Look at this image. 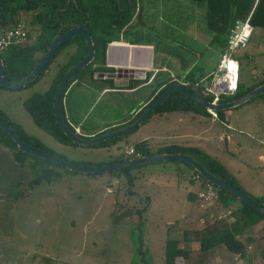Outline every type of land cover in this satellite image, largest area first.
<instances>
[{
	"label": "rangeland",
	"instance_id": "1",
	"mask_svg": "<svg viewBox=\"0 0 264 264\" xmlns=\"http://www.w3.org/2000/svg\"><path fill=\"white\" fill-rule=\"evenodd\" d=\"M133 2L130 23L114 30L112 36L154 47L150 74L155 80L148 85L141 79L134 80V90L130 94L116 85L118 81H114L109 89L107 82L92 80L85 73L80 86L73 90L76 92L71 108L74 111L69 113L64 108L65 122L73 129L81 124L77 131L83 135L108 133L134 119L132 110L139 105L146 106L151 98L147 93H153L157 76H178L173 78L180 82L186 75L195 77L209 73V66L213 65L212 71L220 58L222 37L215 41L214 35L207 30L204 3L193 0ZM21 18L36 31V26L30 23L31 14ZM73 41L64 46L32 84L19 89L0 87L1 117L17 125L21 133L37 138L45 147V153L84 167L102 166L116 157H131L125 149L142 139L158 148L196 146L199 140L188 136L209 137L199 143L202 152L226 164L230 174L239 179L240 183L236 181V184L248 196L258 201L264 199V163L258 159L259 155L264 157L262 95L229 110V129L220 123L209 127V116L201 109L200 112L151 113L136 129L117 137V141L109 146L61 144L38 128L30 120L24 102L48 89L59 64L68 60L66 51H71L77 43ZM236 54L240 63L238 76L247 86L253 83V75L261 77L264 72V30L253 29L246 50ZM0 56L4 62L13 54L9 49ZM13 61L20 65L19 57ZM161 68L168 69V72ZM98 91L102 93L99 95ZM24 114L26 118L22 116ZM227 133L231 135L229 144L224 140ZM204 143L206 147L200 145ZM12 152L0 150V264H163L167 237L180 239L179 245L189 251V258L177 259L178 264H235L223 245L206 253L200 251V236L218 220L217 213L225 210L215 203L201 209L197 196L194 202L187 198L188 192L199 191L200 182L190 181L193 172L184 162L165 159L134 165L128 169L136 176L133 185L129 186L123 169L96 174L77 173L16 149ZM188 153L199 160V153ZM244 156L250 158L251 166L241 161ZM42 168L52 171V181L31 185ZM255 183L262 189L261 193L251 192ZM207 209L214 213L205 217L203 214ZM231 219L232 214L225 217L222 224ZM259 224L261 230L258 226L251 227V231L246 230L242 237L239 236L246 246L251 247V253L264 247L261 238L264 223ZM182 237H186V241H182ZM221 251V258L217 257ZM44 258L51 261L46 263Z\"/></svg>",
	"mask_w": 264,
	"mask_h": 264
},
{
	"label": "trees",
	"instance_id": "2",
	"mask_svg": "<svg viewBox=\"0 0 264 264\" xmlns=\"http://www.w3.org/2000/svg\"><path fill=\"white\" fill-rule=\"evenodd\" d=\"M193 1L205 4V23L207 30L214 35L213 40L215 41H219V38L222 37L221 44L223 48L221 54L224 52L227 46V36L236 20H247L253 28L264 30V0ZM133 8V0H0V28L13 26L17 21L22 19L21 17L23 15L26 14L32 15V20L30 21V23L32 26H36V31L34 32L33 30H31L30 32V35L34 34L36 36L35 40L30 44L12 48L11 53L13 54V56H11V59L9 61H4L6 67V78L11 81H20L24 79L40 59V57L46 52L47 48L50 46L53 36L57 33L60 26L63 25L60 33L69 29L71 24L84 26L92 36L95 48V57L90 64L75 73L71 80L66 84L61 94L60 108L62 118L65 122L64 113L66 112L64 108L72 106L74 100L76 99V92L75 95L72 96L74 94L73 90L80 86L79 84L83 79L82 76L87 73L89 74L90 78L94 80L97 78H95L94 76L98 73L101 74L104 72L114 71V69L112 68L104 67L105 51L109 43L113 41H121L113 38L112 32L114 30H120L124 25L130 23L133 14ZM98 32L99 34H97ZM100 34H103L105 36H102ZM73 40H75L77 43L73 47H71V51H66L68 60L65 63L59 64V68L56 71L53 81L48 89L42 94H34L30 99L24 102V105L26 110L31 115V119L33 120L34 124L38 128L43 130L45 133L50 135L54 140L61 144L77 146L71 143L57 126L54 117L52 101L57 84L63 77L65 72L68 70V68H70L72 65L82 60L86 56L87 46L84 40L81 37H74L64 42L55 52L54 56L50 59L48 64H50L52 60H55V58L57 57L56 55L64 48V46H68L73 43ZM123 42L130 44H140L126 40H123ZM17 57H19L21 60L19 66H17V63H14L13 61V59H16ZM236 59L238 60L240 72L239 57ZM219 60L217 64L219 63ZM217 64L214 66L213 70L217 68ZM47 65L42 70L39 76H41L47 69ZM203 75L204 73L200 74L201 77ZM252 75L253 74H251V76ZM39 76L36 79H38ZM106 79L109 84L113 86V80L110 77ZM252 79L253 83L245 86L244 83L241 82L240 78H238L235 93L232 95H222L219 98V102L238 98L252 90L254 87L264 83V72L261 77L253 75ZM181 80H183L182 82L184 83V87L190 92L202 96L208 101L212 99V96H205L202 94V86L200 84L197 85L198 78L195 79L193 75H186ZM175 82L177 81H175L173 77H168L162 84L156 85V87H154L153 93L151 94V98L147 101L146 106L143 109L148 107L170 84ZM260 95L264 97V92ZM224 96L229 97L230 99H225ZM199 109H201V111H204L208 116H211V114L203 107L195 104L188 98L184 97L181 93L174 92L168 98H166V100L152 113L160 114L170 113L174 111L200 112ZM140 112L135 113L134 119L138 117ZM224 112L225 111L222 110L214 111L216 120L220 123L225 122ZM1 118L9 126H11V128L19 136L24 144L37 150L46 152L45 147L37 138L21 133L17 125L12 124L6 118ZM134 119L124 122L122 127L130 124L132 121H134ZM65 124L71 131H73L77 135L81 137H89V135H83L79 131H77L76 127L73 129L66 122ZM118 127L112 129L111 131L118 129ZM104 133H106V131L97 133L95 135L99 136ZM95 135L93 137H96ZM116 141L117 138H113L95 144L94 146H109ZM0 145L7 148L10 152H12L14 149L20 151L12 138L1 129ZM132 148L136 153H138V155H152L153 153L149 149L145 140H140L134 143L132 145ZM190 151H194L200 154L199 162L210 173L222 178L227 182H230L231 184L242 190V188L236 184L237 182L235 178L230 174L225 164L218 162L216 159L208 156L200 149L194 147L189 149L179 145H166L159 147L156 150L157 153H188ZM122 159L123 157H117L109 163L120 161ZM138 166H141V164ZM188 167L189 169H192V167H190L189 165ZM129 168L131 167L121 169H123L122 172L124 173L127 184L129 186H132L136 176H133L128 172ZM192 172L194 175L198 174L194 170H192ZM52 176L53 173L50 169L42 168L41 173L38 174L34 179H32L31 185H37L45 181L50 183L52 181ZM199 179L201 181L200 188H202L205 183H208L201 177H199ZM215 188L216 198L214 203L217 204V207L220 209H230L232 219L229 222H225L224 224H222L223 219H218L210 229H206L199 238V249L202 253H206L210 249H213L218 245H223L224 248L230 253V255L236 256L238 258H244L246 256L247 247L246 244L242 240H240L238 236L243 235L245 230L264 219V214L253 210L250 206L237 199V197L232 193L217 186H215ZM127 192L129 194L132 193L129 190ZM190 194L188 193V197H190L189 200L194 201L196 194ZM250 198L264 207V199L258 201L253 199L252 197ZM211 213H214L213 210L210 211L209 209H207L204 211L203 215L207 217ZM145 221H147V219H145ZM186 239V237L181 238L182 241H186ZM179 244L180 239L167 237L164 243L163 264H178L176 262L177 259L181 258L187 260L189 258V251L186 248L181 247ZM261 254L264 258V248L261 249ZM50 261V259L44 258V262L48 263ZM199 264H201V262Z\"/></svg>",
	"mask_w": 264,
	"mask_h": 264
},
{
	"label": "water",
	"instance_id": "3",
	"mask_svg": "<svg viewBox=\"0 0 264 264\" xmlns=\"http://www.w3.org/2000/svg\"><path fill=\"white\" fill-rule=\"evenodd\" d=\"M89 21V19H88ZM62 30V26L58 29L57 33L53 36L50 46L47 48L46 52L40 57L37 63L33 66L29 74L20 81H11L6 78L5 74V66L3 64L2 58L0 56V87L6 89H19L29 85L36 78L40 75L42 70L48 64L50 59L54 56L55 52L58 48L66 41L74 38V37H81L86 46H87V54L86 56L72 65L68 70L65 72L63 77L57 84L56 90L53 95L52 107L54 111V117L57 126L63 132V134L69 139V141L77 146H92L98 144L100 142L121 137L126 135L127 133L136 129L142 121L149 116L158 106H160L166 98H168L172 93L179 92L184 97L188 98L195 104L203 107L209 112L212 111H226L233 108L238 107L239 105L249 101L250 99L254 98L257 95H260L264 92V83L254 87L249 92L245 93L244 95L231 99L229 101L224 102H211L205 99L202 96L196 95L189 90H187L184 85L180 82H175L170 84L148 107H146L138 117L132 121L130 124L120 127L116 130L110 131L108 133H104L102 135L96 137H81L71 131L69 127L65 124L61 108H60V97L61 94L66 86V84L71 80V78L75 75L78 70L83 69L85 66L90 64L94 57H95V48L94 43L92 40V36L90 32L84 26L71 24L70 28L65 30L64 32L60 33ZM0 129L6 132L14 141L17 148L29 155L36 156L43 160L50 162L51 164H56L66 168L67 170H71L77 173H86V174H96V173H103L108 172L115 169H121L126 167H132L134 165H140L148 162H153L157 160H165V159H176L188 164L194 171H196L201 178L204 180L212 183L213 185L222 188L237 197V199L241 200L248 206H250L253 210L264 214V207L261 206L258 202L252 200L244 191L237 188L230 182L223 180L220 177H217L210 173L203 165L194 159L192 156L186 153H158L153 155H139L133 157H126L120 161H114L111 163H107L102 166L97 167H84L79 166L69 161L57 158L53 155L45 153L43 151L37 150L32 148L26 144H24L19 136L14 132V130L9 126L3 119L0 117Z\"/></svg>",
	"mask_w": 264,
	"mask_h": 264
},
{
	"label": "crops",
	"instance_id": "4",
	"mask_svg": "<svg viewBox=\"0 0 264 264\" xmlns=\"http://www.w3.org/2000/svg\"><path fill=\"white\" fill-rule=\"evenodd\" d=\"M153 50H154V47L152 46V45H150V44H130V43H125V42H123L122 40L121 41H113V42H111V43H109L108 44V46H107V48H106V51H105V65H104V67H106V68H112V69H118L117 71H113V72H104V73H101V74H96L94 77L96 78V79H100V80H102V81H104V82H107V87H110L109 89H112L111 87H113V86H111L110 84H109V82L107 81V79L106 78H108V77H110L112 80H113V82L114 81H118L117 83H116V85H119V86H121L122 88H124V89H126L130 94L133 92V84H132V82L134 81V80H137V79H141L144 83H146L147 85L150 83V82H152V81H154L155 80V77H153L154 75H151L150 74V72H152V70H153V67L151 66V62H150V59H151V55H152V52H153ZM213 65L211 64L210 66H209V68H210V71H211V69L213 68L212 67ZM103 67V66H102ZM158 68H154V70H157ZM161 70H163V71H165V72H168V69H164V68H161ZM210 71H208V72H210ZM158 72H160V71H157V73ZM207 74V73H206ZM206 74H204V75H206ZM203 75V76H204ZM200 75H196L195 76V79L196 78H200L199 77ZM114 77H117V79L116 78H114ZM158 77V78H157ZM156 78H157V81H156V83H153L154 84V86L156 87V85H160V84H162L168 77H166V76H157ZM173 77H178V76H173ZM180 77H182V76H180ZM183 78V77H182ZM181 78V79H182ZM180 79V82H182L183 80H181ZM115 83V82H114ZM94 85H95V83H94ZM115 87V86H114ZM118 88V87H117ZM71 89V88H70ZM91 90V89H90ZM154 91V90H153ZM102 92L101 91H98L97 92V94H101ZM105 93V92H104ZM152 93L150 92V93H147V96L149 97L150 95H151ZM75 95V93L72 95V96H74ZM95 95V94H94ZM98 97V96H97ZM74 103V102H73ZM145 103L146 102H144V103H142V104H144L145 105ZM72 106H73V104H72ZM72 106H70V107H66L65 108V110L67 111V112H71L72 113V111H74L73 109H71L72 108ZM143 106H141V105H139V106H137L135 109H133L132 110V116H134L135 115V113L136 112H139L140 111V109H143L142 108ZM230 112L231 111H229V110H226L224 113H225V122H223V123H220V122H218L216 119H214L212 116H209V119H210V123H211V125H209V127H213L214 126V123L216 124V123H220L221 125H222V127H224V128H226V129H229V126H230V124H229V122H230ZM207 115V114H206ZM22 116H24V118H26V115L24 114V115H22ZM72 116V115H71ZM208 116V115H207ZM30 117V116H29ZM73 117V116H72ZM71 117V118H72ZM30 120L33 122V120L31 119V117H30ZM129 120H131V119H129ZM128 121V120H127ZM79 125V127L78 126H75L77 129L79 128H81L82 126H81V124H78ZM123 125V124H122ZM122 125L121 126H119L118 128H120V127H122ZM201 133V132H200ZM90 136L89 137H93L94 135H91V134H89ZM189 135V134H188ZM96 136V135H95ZM230 136L231 135H229V133H227V134H225V137H224V140H225V142L226 143H228L229 144V139H230ZM221 137V136H220ZM187 138H190V139H193V138H196V139H198L199 140V143H202V139H203V141L204 140H206V138H209V137H196V136H194V137H191V136H188ZM210 139V138H209ZM143 140V139H142ZM199 143H198V145H196V146H190V145H193V144H186V145H182V147H184V148H197V149H200L201 151H202V148H200L199 147ZM147 145H148V147H149V149L153 152L152 153V155L153 154H158L157 152H156V150L159 148H156L157 147V145H155V146H150L148 143H147ZM200 145H204L205 146V143L204 144H200ZM179 146H181V145H179ZM79 147H81V146H79ZM130 147H132V145H130V146H128V148H130ZM206 147V146H205ZM0 150L1 151H4V152H8L9 154L11 153L7 148H5L4 146H2V145H0ZM127 148V149H128ZM156 148V149H155ZM127 149H125V151L127 150ZM204 151H206V150H204ZM164 153V152H163ZM184 153H186V152H184ZM186 154H189V153H186ZM191 154V153H190ZM205 154H207V155H209L208 153H205ZM1 155V154H0ZM193 157V156H192ZM117 158V157H116ZM194 158V157H193ZM12 161H13V156L11 155V158H10ZM194 159H196V158H194ZM258 159L260 160V161H262L263 163H264V157L263 156H261V155H259L258 156ZM167 160V159H166ZM171 160H176V159H171ZM197 160V159H196ZM249 160H250V158H248V157H245L244 156V158L242 157V160L241 161H243L245 164L244 165H249V166H251L250 165V163H249ZM179 161V160H178ZM198 162H199V160H197ZM107 163H109V162H107ZM186 164V163H185ZM226 165V164H225ZM226 167H227V165H226ZM263 168H264V166H263ZM228 169V168H227ZM189 170H193V169H189ZM229 170V169H228ZM237 171V174L239 175L240 174V172H238V169L236 170ZM230 172V171H229ZM231 173V172H230ZM232 176L235 178V180L236 181H238L239 179H237V177L235 176V175H233L232 174ZM192 177H194V174L192 173V174H190V181H192L193 179H192ZM239 182V181H238ZM240 183V182H239ZM199 188H200V185H199ZM198 188V189H199ZM197 189V190H198ZM251 192H253V193H261L262 192V189L260 188V186H258V184L257 183H255V184H252V186H251ZM189 193V192H188ZM191 193H194V192H192L191 191ZM196 194V193H195ZM187 198L189 199L190 197H188V194H187ZM146 201H147V199H146ZM194 202V201H193ZM263 203H264V201H263ZM146 208H147V210L149 209V207H148V204L146 205ZM147 222V221H146ZM261 223H264V219H262L261 221H260V224ZM258 224L259 223H257V224H255V225H253L252 227H255V226H258ZM259 224V225H260ZM251 228V227H250ZM250 228H248L247 229V231H251V229ZM258 228L260 229V227L258 226ZM261 230V229H260ZM259 230V231H260ZM246 231V230H245ZM244 231V232H245ZM263 234H264V232L263 231H261ZM257 233H259V232H257ZM258 235V234H257ZM243 235H241V237H242ZM239 237V236H238ZM255 237H256V235H255ZM261 238H263L264 239V236L263 237H261ZM219 246V245H218ZM215 248V247H214ZM213 248V249H214ZM264 247H261V249H263ZM212 250V249H211ZM210 251V250H209ZM213 253V252H212ZM222 253H223V251H221L220 253H219V255L217 256V257H219L220 256V258H221V256H222ZM228 254H230V253H228ZM232 260L234 261V263L235 264H251L254 260H256V259H259V260H264V258H261L262 257V254H261V250L260 249H258V250H255V252L253 251L252 253H249V254H246V256L244 257V258H237V259H235V256H233L232 255ZM218 262H221V260H218ZM219 264H222V263H219Z\"/></svg>",
	"mask_w": 264,
	"mask_h": 264
},
{
	"label": "built area",
	"instance_id": "5",
	"mask_svg": "<svg viewBox=\"0 0 264 264\" xmlns=\"http://www.w3.org/2000/svg\"><path fill=\"white\" fill-rule=\"evenodd\" d=\"M252 31L253 27L247 20H236L227 36V46L221 54L217 68L198 79L197 85L200 84L202 86V94L212 96L211 102H219V98L222 95H232L235 93L239 78V65L235 59L236 52H243L246 49ZM30 32L31 28L23 19L17 21L13 26L0 28V54L3 51L32 42L35 36L30 35ZM182 84L184 83L182 82ZM211 115L216 119L214 112H211ZM125 152L129 156H139L132 147L128 148ZM195 179H199V176H195ZM196 195L200 201L199 207L201 209L211 207L216 198L215 186L210 182L205 183ZM230 214L231 210L227 209L226 211L217 213L216 219H224ZM246 247V254L251 253V247L249 245ZM237 258L235 256V259ZM251 264H264V260L253 261Z\"/></svg>",
	"mask_w": 264,
	"mask_h": 264
},
{
	"label": "clouds",
	"instance_id": "6",
	"mask_svg": "<svg viewBox=\"0 0 264 264\" xmlns=\"http://www.w3.org/2000/svg\"><path fill=\"white\" fill-rule=\"evenodd\" d=\"M253 29H255V28H253ZM32 35H34V34H32ZM34 36H35V35H34ZM35 37H36V36H35ZM34 40H35V39H34ZM34 40H33V41H34ZM33 41H32V42H33ZM32 42H30V43H32ZM30 43H28V44H30ZM26 45H27V44H26ZM245 50H246V49H245ZM245 50H244V51H245ZM238 57H239V56L236 55L235 59L238 58ZM236 60H237V59H236ZM237 61H238V60H237ZM180 83H182V82H180ZM183 85H184V84H183ZM208 112H209V111H208ZM212 112H214V111H212ZM209 113L211 114V112H209ZM211 116H212V115H211ZM131 157H133V156H131ZM195 176H199V177H201V176H200L199 174H196V175H194V177H192L193 180H198L199 182H201L200 179H195ZM207 182H208V181H207ZM215 189H216V188H215ZM196 196H197V195H196ZM225 211H226V210H225Z\"/></svg>",
	"mask_w": 264,
	"mask_h": 264
},
{
	"label": "flooded vegetation",
	"instance_id": "7",
	"mask_svg": "<svg viewBox=\"0 0 264 264\" xmlns=\"http://www.w3.org/2000/svg\"><path fill=\"white\" fill-rule=\"evenodd\" d=\"M62 28H63V25H62ZM3 64H4V62H3ZM4 66H5V64H4ZM5 70H6V67H5Z\"/></svg>",
	"mask_w": 264,
	"mask_h": 264
}]
</instances>
